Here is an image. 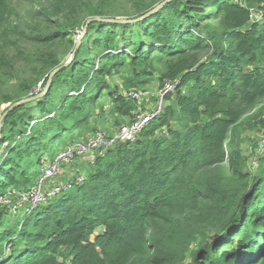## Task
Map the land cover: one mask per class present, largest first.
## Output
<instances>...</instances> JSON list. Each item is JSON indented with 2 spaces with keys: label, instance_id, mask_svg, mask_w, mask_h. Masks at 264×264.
<instances>
[{
  "label": "trees",
  "instance_id": "trees-1",
  "mask_svg": "<svg viewBox=\"0 0 264 264\" xmlns=\"http://www.w3.org/2000/svg\"><path fill=\"white\" fill-rule=\"evenodd\" d=\"M17 1L0 0V197L96 117L131 118L122 91L175 90L134 143L81 159L82 182L29 214L0 204V264H264V153L252 169L242 149L264 134V0Z\"/></svg>",
  "mask_w": 264,
  "mask_h": 264
},
{
  "label": "built area",
  "instance_id": "built-area-1",
  "mask_svg": "<svg viewBox=\"0 0 264 264\" xmlns=\"http://www.w3.org/2000/svg\"><path fill=\"white\" fill-rule=\"evenodd\" d=\"M173 92L174 86L169 82L164 83L158 92L153 111L145 117L134 119L130 126L122 128L119 140L134 143L138 133L163 112L167 104L165 96ZM138 94L139 92L129 91L125 96L134 101H140L142 99V94ZM146 96H148V93H146ZM114 143L115 139L109 140L102 134L96 133L88 143H77L70 146L65 151L56 155L53 159L37 165L36 177L33 183L26 189H11L6 191L4 195L0 197V204L6 206L11 216L29 214L37 205L44 202L47 198L55 196L65 188L66 184H58L48 188V184L59 176L63 165L70 163L74 156L89 153L100 146L108 148ZM76 178L78 183L84 180L83 175H78Z\"/></svg>",
  "mask_w": 264,
  "mask_h": 264
},
{
  "label": "rangeland",
  "instance_id": "rangeland-1",
  "mask_svg": "<svg viewBox=\"0 0 264 264\" xmlns=\"http://www.w3.org/2000/svg\"><path fill=\"white\" fill-rule=\"evenodd\" d=\"M13 2L16 5L19 13L23 16L24 9H25V3L23 1H17V0H13ZM257 15L258 14H256V12H253L254 18H256ZM111 83L121 88L120 82L117 79H114V81ZM160 89L161 87L158 84V82L153 81L144 88H141L139 90H131V91L139 92L138 95L142 94V99L140 101H134L137 105V110L132 114L131 118L130 117L116 118V117L110 116L109 114H105L99 118L96 117L92 123L91 132H87L83 135L78 136L77 139H75L72 142L66 143V145L64 146L62 144L55 146L50 153L45 154L43 157H46L47 160H50L56 153L64 151L68 146L73 145L78 141H86L90 137V135L93 133V131L101 132L108 139H116L119 136V131L121 127L130 125L134 121V119L139 118V117H145L153 111L155 104H156V95ZM128 92L129 91H122V95L126 97L125 94ZM146 93H148V96H146ZM106 100L107 99L103 98L102 104H104L107 107L108 103H104ZM1 107L2 106H0V108ZM263 119H264V116H263ZM0 127H1V123H0ZM243 137H246L248 139L242 145L243 153L245 156H248L250 158L249 167L253 169L256 165H255L254 159L252 158L253 154H251L252 147L256 143H259L260 144L259 153L261 154L264 153V134H262L260 131H250V132H245ZM81 159L82 158L74 159L70 163L63 165L62 170L59 173V176L48 184V188L54 185H58V184L68 185V184H71V182L78 183L76 181L77 180L76 176L78 175H83V177L85 178L87 171H86V168H85V171L82 169V165L80 163ZM11 219H15V218H11Z\"/></svg>",
  "mask_w": 264,
  "mask_h": 264
},
{
  "label": "bare ground",
  "instance_id": "bare-ground-1",
  "mask_svg": "<svg viewBox=\"0 0 264 264\" xmlns=\"http://www.w3.org/2000/svg\"><path fill=\"white\" fill-rule=\"evenodd\" d=\"M167 82H169V81H164L163 82V84L164 83H167ZM169 83H171L173 86H174V90H175V83L174 82H169ZM163 84H162V86H163ZM161 86V87H162ZM159 92V91H158ZM174 93V92H173ZM172 93V94H173ZM157 95H158V93H157ZM157 95H156V98H157ZM168 95H171V94H168ZM168 95H166L165 96V100H166V97L168 96ZM35 96H37V95H34V96H31V97H35ZM31 97H29V98H31ZM28 99V98H27ZM24 104V103H23ZM132 124V123H131ZM130 124V125H131ZM130 125H126V126H123V127H121V129L122 128H124V127H128V126H130ZM121 129H120V131H119V136H120V133H121ZM142 131V130H141ZM140 131V132H141ZM139 132V133H140ZM96 133H99V134H102L101 132H99V131H94L91 135H90V137L86 140V141H78V142H76L75 144H77V143H84V144H86V143H88L89 142V140L90 139H92L93 138V136L96 134ZM138 133V134H139ZM103 135V134H102ZM104 136V135H103ZM119 136L115 139V143L112 145V146H114V145H116V144H118V143H125V142H128V141H122V140H119ZM138 136V135H137ZM105 137V136H104ZM105 138H107V137H105ZM108 139V138H107ZM137 139V138H136ZM109 140H111V139H109ZM113 140V139H112ZM136 141V140H135ZM75 144H73V145H75ZM70 146H72V145H70ZM70 146H68L67 148H69ZM112 146L111 147H108V148H105V147H102V146H100V147H98V148H96L95 150H93V151H91V152H89V153H86V154H83V155H79V156H74L73 158H72V160H74V159H78V158H82V160L84 161V162H88V161H86L88 158H90V157H94V155H92V154H94V153H96L100 148H103V151H105V150H107V149H109V148H112ZM66 148V149H67ZM65 149V150H66ZM64 150V151H65ZM61 152H63V151H61ZM61 152H59V153H61ZM59 153H56L51 159H53L56 155H58ZM86 156V157H85ZM50 159V160H51ZM71 160V161H72ZM44 161H49V160H47V158L46 157H42V159H41V161L38 163V165L39 164H41L42 162H44Z\"/></svg>",
  "mask_w": 264,
  "mask_h": 264
},
{
  "label": "water",
  "instance_id": "water-1",
  "mask_svg": "<svg viewBox=\"0 0 264 264\" xmlns=\"http://www.w3.org/2000/svg\"><path fill=\"white\" fill-rule=\"evenodd\" d=\"M156 11H157V9L151 10V11H149L148 13H146L143 17L137 19L136 21L141 20V19H143V18H145V17H148V16L152 15L153 13H155ZM93 21H102V20L95 19V20H93ZM90 22H91V21H90ZM90 22H89V23H90ZM108 22H111V23H114V22H117V23H123L124 21H123V20H119V21L110 20V21H108ZM78 42H79V41H78ZM77 44H78V43H77ZM72 57H73V56H72ZM70 62H71V60L67 61V63H65V64L63 65V67H66ZM53 74H54V73H53ZM53 74L50 76V78H49V80H48V83H47V85H46V87H45V89H44V92L40 93L39 95H37V96H35V97H31V98L25 99V100H23V101H21V102L15 104V105L11 106L9 110H12V109L15 108L17 105H20V104H23V103H27V102H31V101L38 100V99L42 98L43 95H44V94L48 91V89H49L50 81H51V79H52V77H53ZM6 115H7V112H5V113L3 114L2 119H3ZM102 151H103V148H100V149L97 151L96 154H100ZM93 159H94V157L92 156V157L88 158L86 161L91 162Z\"/></svg>",
  "mask_w": 264,
  "mask_h": 264
},
{
  "label": "crops",
  "instance_id": "crops-1",
  "mask_svg": "<svg viewBox=\"0 0 264 264\" xmlns=\"http://www.w3.org/2000/svg\"><path fill=\"white\" fill-rule=\"evenodd\" d=\"M80 163H81V165H82V167H83V166H84V165H83V162L80 161ZM65 169H66V168H65ZM65 169H64V170H65Z\"/></svg>",
  "mask_w": 264,
  "mask_h": 264
}]
</instances>
